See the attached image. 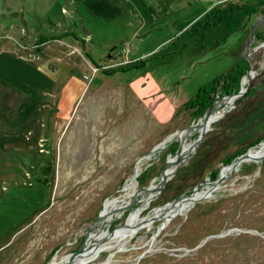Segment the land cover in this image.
Here are the masks:
<instances>
[{
  "label": "rangeland",
  "instance_id": "obj_1",
  "mask_svg": "<svg viewBox=\"0 0 264 264\" xmlns=\"http://www.w3.org/2000/svg\"><path fill=\"white\" fill-rule=\"evenodd\" d=\"M262 9L264 0H0V264H68L149 153L125 203L136 199L102 236L137 226L108 235L83 264H264V149L156 216L238 150L221 113L154 196L138 192L180 149L178 138L153 145L203 114L184 103L200 84L236 56L253 77L264 67L250 30L260 11L264 30ZM45 70L56 77L47 89ZM198 132L183 139L184 154Z\"/></svg>",
  "mask_w": 264,
  "mask_h": 264
},
{
  "label": "trees",
  "instance_id": "obj_2",
  "mask_svg": "<svg viewBox=\"0 0 264 264\" xmlns=\"http://www.w3.org/2000/svg\"><path fill=\"white\" fill-rule=\"evenodd\" d=\"M254 34L259 38V41L264 40V30ZM249 62L251 61L243 56H236L225 71L217 73L208 81L200 84L194 95L185 100L184 103L190 107H195L194 112L196 113L203 112L217 95L234 90ZM218 123L223 128H227L233 138L239 140L238 150L231 152L227 156V161L239 152H243L248 146L250 147V145L264 138V67L251 79L245 91L234 99L231 108L220 116ZM249 135L250 137H248ZM224 136V142H228L231 138L230 136ZM217 143H221L220 139L213 141V146L216 147Z\"/></svg>",
  "mask_w": 264,
  "mask_h": 264
},
{
  "label": "bare ground",
  "instance_id": "obj_3",
  "mask_svg": "<svg viewBox=\"0 0 264 264\" xmlns=\"http://www.w3.org/2000/svg\"><path fill=\"white\" fill-rule=\"evenodd\" d=\"M246 81V78H245ZM227 104H223V105H218L216 104L212 111L211 114L209 116V122L213 121L215 118H217V116L222 112V110L225 108ZM196 121V122H195ZM195 124L188 130L185 131V133H183V131L185 130H179V131H175L173 133H169L165 138H163V144L155 149H153L151 152H154L156 149L163 147L164 145H166L171 139L173 138H178L180 137V151L182 153L186 152L184 143L182 142L183 139L185 138V136L191 134L194 131H200L201 129H203V122H204V116L201 115L197 120H195ZM161 141V140H160ZM192 145V144H191ZM261 145V146H260ZM262 149H264V141L259 142L257 144H254L252 146H250L248 148V150L244 153L247 155H252V156H256L259 157L262 151ZM191 146L188 150V152L186 153V156L191 153ZM257 151V152H254ZM151 153L145 155V157H141L137 160V162L134 165V171H133V175L130 177V179L128 181H126V183L123 185V191L119 194V195H115L112 197H108L104 203H103V208L99 214L98 220L96 221V223L94 224V229L89 232L87 238L84 240V244L82 246V248L80 250H76L70 254H65V255H71V257L67 260L68 264H83L86 261V258L88 257L89 254H94L95 251L99 250V248L97 249V247H99L100 243L103 240L100 239H104L106 238L108 235H119L122 231H126L128 230L130 227H134L136 226V223H134V225L128 227L127 225H122L119 228H116L113 232H108L107 235L105 237L102 236L103 233V229L104 227L109 223L110 218H112L113 216H115L119 211L123 210L127 205H126V201L128 200V198L135 192V186H136V181L135 178L136 174L139 172V164L141 160L150 157ZM264 155V154H263ZM182 160L175 162L173 164H170L167 168L168 170V175L171 174L176 167L180 164ZM235 163V161L232 162H227L225 164L224 169L220 172V180L224 179L225 176L228 174V172L231 170L232 165ZM215 181L213 182L212 180L208 181V183L201 189H196L193 192V196L194 199H190L188 197H184L182 200V206L189 204H192V202L195 199L200 198L202 195H205L208 193V191L213 187V185L218 182ZM150 188H153L150 187ZM145 191H150V190H145ZM142 191V192H145ZM139 200H142V198H139ZM193 200V201H192ZM192 201V202H191ZM123 203H125L123 205ZM180 202L176 203L179 204ZM175 204H171L170 206H174ZM182 206L178 207V209L180 210L182 208ZM168 208L167 206H164L163 208H159V209H155V211L157 212V217L162 216L163 214H165L166 212H168ZM171 210V209H170ZM177 211V210H176ZM173 212L175 213V211L173 210ZM178 212V211H177ZM174 213H172L171 215H173ZM169 215V217L171 216ZM145 218L141 217L139 218V221H144ZM103 237V238H102ZM97 249V250H96ZM55 256L52 257V259ZM62 263L64 261H62V259H59ZM47 264H60L58 263L56 260H50ZM67 264V263H65Z\"/></svg>",
  "mask_w": 264,
  "mask_h": 264
},
{
  "label": "water",
  "instance_id": "obj_4",
  "mask_svg": "<svg viewBox=\"0 0 264 264\" xmlns=\"http://www.w3.org/2000/svg\"><path fill=\"white\" fill-rule=\"evenodd\" d=\"M264 40L261 41V43H263ZM261 43H257V44H261ZM256 44V45H257ZM252 68H251V65L249 64L248 66V69L241 74L240 76V80H239V88L235 91H232V92H229V93H225L223 95H221L220 97H216L214 98L211 103L207 106V108L203 111V116H204V122H203V129H201L196 137L193 139L192 141V145H191V150L190 151H193V149L195 148V146L197 145L198 141H200V139L202 138L203 134L208 130V128L210 127V122H209V116L211 114V111L213 109V107L218 104V105H223V104H226L227 103V107H225L223 109V111L221 112L220 115H222L226 110H228L234 103V99L239 96L240 94H242L245 89L248 87L252 77H253V73H252ZM245 78H246V81H245ZM246 82V84H245ZM196 122V121H195ZM194 121L190 122L188 125H186L184 128L185 130L183 131V133H185V131H188L194 124H195ZM178 141V146H180V137L179 139L177 140ZM263 139H260L259 141H257L255 144L259 143V142H262ZM163 144V140L157 142L155 145H153L152 147V150L161 146ZM254 145V144H253ZM251 146V145H250ZM249 146L243 151V152H240L236 155H234L230 160L226 161V162H232V161H235V162H238V161H243V160H249L251 158H253L252 155H247V154H244L247 150H248ZM186 157V154L182 153L180 151V149L177 148V150L174 152L173 155H170L168 156V158L166 159V161L164 162V164L162 165L161 169H160V172L158 174V178L157 180L153 183V188H150L152 187L150 185V183L140 189H138V192H142V191H145V190H151L149 191V193H147L145 195V198L144 200H147L149 198H151L152 196H154L158 191L159 189L162 187V185L164 184V181H165V178L167 177L168 175V166L170 164H173L175 162H178L180 160H183L185 159ZM220 166L218 167V170L216 171V174L215 176L212 178V179H209V180H212L213 182L215 181H218L220 179ZM135 178V177H134ZM204 178L203 179H200L198 180L191 188V190L189 192H187L186 194H181V195H178L177 197L175 198H172L170 199L169 201L165 202L162 206H167V208L169 209L170 208V205L171 204H176L178 202H182L183 198L184 197H188L190 199H194V196H193V192L195 191V189L197 188V186L204 182ZM208 182V181H207ZM136 199V194L134 195V197L128 201L126 203V205L128 206L129 204H131L134 200ZM143 200V201H144ZM138 208L135 209V211H137ZM176 212V210H174ZM132 211H129L127 214H126V217H125V220L126 218H128V215L129 213H131ZM172 213L174 212H170V214L168 215H171ZM151 216H154L153 213H151L148 217H151ZM146 218V217H145ZM124 220V222H125ZM142 222H139V224H141ZM164 223V220H162L159 224V226H161L162 224ZM137 226V225H136ZM112 229V228H111ZM231 229H234V228H229L227 229L226 231H229ZM109 232H111L109 230ZM221 233H224V232H221ZM84 239H85V235H84ZM84 239H83V242L82 244L80 245V247L77 249L80 250L84 244ZM100 240H103V239H100ZM44 264H47V263H44Z\"/></svg>",
  "mask_w": 264,
  "mask_h": 264
},
{
  "label": "crops",
  "instance_id": "obj_5",
  "mask_svg": "<svg viewBox=\"0 0 264 264\" xmlns=\"http://www.w3.org/2000/svg\"><path fill=\"white\" fill-rule=\"evenodd\" d=\"M260 30V29H262V28H260L259 26L258 27H255V30ZM250 30H253V28L251 27L250 28ZM258 30V31H259ZM252 32V31H251ZM42 72H44V73H42V76H43V78H45V79H47L46 81H45V85L42 87V88H44V89H47V88H49V87H51L53 84H54V81L56 80V77H51L48 73H47V71L45 70V71H42ZM55 78V79H54Z\"/></svg>",
  "mask_w": 264,
  "mask_h": 264
},
{
  "label": "flooded vegetation",
  "instance_id": "obj_6",
  "mask_svg": "<svg viewBox=\"0 0 264 264\" xmlns=\"http://www.w3.org/2000/svg\"><path fill=\"white\" fill-rule=\"evenodd\" d=\"M262 10H263V13H264V9H262ZM258 15H259V19L254 24L251 25V27L253 28V30H255V27H258V24H259V22H260V20L262 18L261 11L258 13ZM258 30L256 29L255 31L256 32H259Z\"/></svg>",
  "mask_w": 264,
  "mask_h": 264
}]
</instances>
